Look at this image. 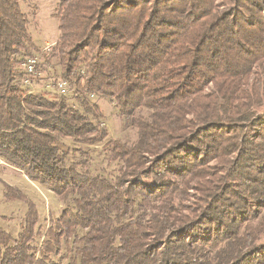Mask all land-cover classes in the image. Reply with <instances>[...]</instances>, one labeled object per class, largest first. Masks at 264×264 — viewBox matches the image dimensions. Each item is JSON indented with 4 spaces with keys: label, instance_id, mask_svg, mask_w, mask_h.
I'll use <instances>...</instances> for the list:
<instances>
[{
    "label": "trees",
    "instance_id": "obj_1",
    "mask_svg": "<svg viewBox=\"0 0 264 264\" xmlns=\"http://www.w3.org/2000/svg\"><path fill=\"white\" fill-rule=\"evenodd\" d=\"M20 4L0 0V180L24 200L1 175L25 173L64 207L47 228L29 201L17 237L0 225V264H264V4L58 0L43 50ZM95 96L132 137L110 136ZM187 186L205 193L193 214Z\"/></svg>",
    "mask_w": 264,
    "mask_h": 264
},
{
    "label": "rangeland",
    "instance_id": "obj_2",
    "mask_svg": "<svg viewBox=\"0 0 264 264\" xmlns=\"http://www.w3.org/2000/svg\"><path fill=\"white\" fill-rule=\"evenodd\" d=\"M259 2L260 4H264V0H259ZM57 3L58 0H21L20 5L22 10L31 19L30 31L32 33L36 49L38 50H43L47 44L51 45L50 43L54 42L58 37L59 29L56 17ZM251 7L255 8V5ZM256 14L255 18L258 17V13ZM259 68L260 67L258 66L256 69ZM262 69L264 70V64ZM51 71L54 73L53 76H55V78L60 76L59 67L56 69L51 68ZM262 76H264V73H262ZM68 96H72V94ZM70 99H73V97H70ZM73 102L75 103V101ZM92 102H98L103 114L101 122L108 128L110 136L115 137L130 134L132 137L131 131H129V133H125L127 129L124 128L121 118L116 114L114 100L107 97L100 98L95 96ZM256 109L257 113H264V100L260 104L256 105ZM64 148L66 149L68 147L64 146ZM75 156L78 157V153H76ZM92 156L96 159L93 163V168L102 169V165H104V160L102 159L103 156H105V153L101 145L92 146ZM7 166H9V164ZM1 176L10 184L20 187L26 198L24 200H20L18 198L11 199L6 197L4 194L5 182L3 183V181L0 180V225L7 229L12 236L17 237L21 231V224L24 219V215L28 210L29 201L35 203L38 209L39 219L42 223H46L47 228L49 218L59 217L64 204L49 187L30 180L25 173L13 172L6 168H4ZM147 187L150 188L151 185ZM188 187L189 186L186 187V192H184L187 204L185 212H187V214H193L197 211L198 207L203 205V197L200 196L205 193L196 188L190 189L191 187ZM63 251H66L65 247L63 248ZM55 258L61 259L60 256H56ZM61 261L66 264L68 262V258H64L63 260L61 259Z\"/></svg>",
    "mask_w": 264,
    "mask_h": 264
},
{
    "label": "built area",
    "instance_id": "obj_3",
    "mask_svg": "<svg viewBox=\"0 0 264 264\" xmlns=\"http://www.w3.org/2000/svg\"><path fill=\"white\" fill-rule=\"evenodd\" d=\"M48 47H50V45H48L47 48ZM41 60V55L31 56L24 63L26 70L25 83L28 86H31V92L38 90L34 85L33 74L36 73L38 66L41 64ZM68 89L69 85L65 80H60L54 84L47 85L48 91L58 95L66 94ZM2 166H7V163H4V159L0 157V167Z\"/></svg>",
    "mask_w": 264,
    "mask_h": 264
},
{
    "label": "bare ground",
    "instance_id": "obj_4",
    "mask_svg": "<svg viewBox=\"0 0 264 264\" xmlns=\"http://www.w3.org/2000/svg\"><path fill=\"white\" fill-rule=\"evenodd\" d=\"M4 163H7L5 160H4ZM8 165V164H7Z\"/></svg>",
    "mask_w": 264,
    "mask_h": 264
}]
</instances>
